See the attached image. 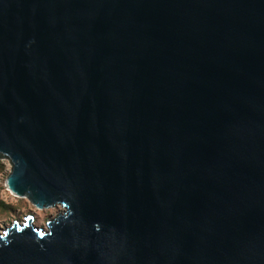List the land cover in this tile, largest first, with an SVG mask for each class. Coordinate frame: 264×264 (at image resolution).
<instances>
[{"label":"water","instance_id":"95a60500","mask_svg":"<svg viewBox=\"0 0 264 264\" xmlns=\"http://www.w3.org/2000/svg\"><path fill=\"white\" fill-rule=\"evenodd\" d=\"M0 158V264H264V0H0Z\"/></svg>","mask_w":264,"mask_h":264},{"label":"rangeland","instance_id":"374dc122","mask_svg":"<svg viewBox=\"0 0 264 264\" xmlns=\"http://www.w3.org/2000/svg\"><path fill=\"white\" fill-rule=\"evenodd\" d=\"M10 171V162L5 158H0V232L8 228L13 222H23L28 216L32 217V224L35 227L45 232L47 222L62 214L64 209L57 205L39 210L26 198L16 197L5 187V180Z\"/></svg>","mask_w":264,"mask_h":264}]
</instances>
